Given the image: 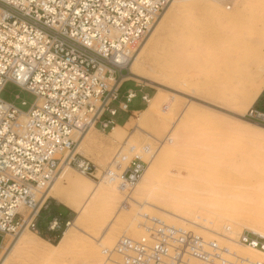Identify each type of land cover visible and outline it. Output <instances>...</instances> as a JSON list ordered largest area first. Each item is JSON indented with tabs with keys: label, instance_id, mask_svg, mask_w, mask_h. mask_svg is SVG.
Returning <instances> with one entry per match:
<instances>
[{
	"label": "built area",
	"instance_id": "obj_1",
	"mask_svg": "<svg viewBox=\"0 0 264 264\" xmlns=\"http://www.w3.org/2000/svg\"><path fill=\"white\" fill-rule=\"evenodd\" d=\"M170 1L0 0V250L26 229L39 232L62 163L116 185L125 199L132 194L151 146L125 143L103 167L77 152V136L113 129L119 110L129 112L137 92L121 90L130 63ZM9 83L36 95L27 111L4 99ZM150 97L143 92L147 104ZM247 117L264 125V110L252 106ZM143 218V234L120 235L104 255L121 264H264L190 228ZM60 227L57 217L49 223ZM226 228L221 235L232 239ZM236 240L264 251V236L248 229Z\"/></svg>",
	"mask_w": 264,
	"mask_h": 264
},
{
	"label": "bare ground",
	"instance_id": "obj_2",
	"mask_svg": "<svg viewBox=\"0 0 264 264\" xmlns=\"http://www.w3.org/2000/svg\"><path fill=\"white\" fill-rule=\"evenodd\" d=\"M191 1L193 0H174L172 2L169 9L166 11L164 16L161 18L159 24L156 26V28H154L151 36L146 41L143 48L140 50L136 58H134V60H132V62L130 63V66H129L130 74L128 75L130 76V78L135 79L137 81H142V79H148L150 82H153V83L157 82V80H154L150 76L146 77L144 76V73H142L141 64L143 63L145 59V54L151 48V45L154 44V42L156 41L157 33L159 32V30L161 29V27L164 25V23L167 20L169 21L172 17L177 16V19L180 20V23H183L184 25L186 24L182 21H185L187 18H189V16L192 13L191 11H194V9L190 8L189 11L187 10V13L184 11L186 14H180L177 12V7L179 8V5L182 3L191 4ZM207 1L214 3L216 5L217 7L216 16L219 19L221 20L223 19V21H225L224 23H227V26L231 23L230 27L228 28L230 31L225 36V41L230 42L228 46L229 49L227 47L226 51L225 49H223V50L217 51L216 53H214V55L213 54L211 55L216 58L217 62L223 61V64H225L224 67L226 68V70L228 69L227 71H229V74H228L229 76L226 77V80H223L218 85L219 87L223 88L224 91L225 90L227 91L226 95L224 94L223 99L236 100V101L242 100L241 103L244 107L243 108L244 111L241 112L237 108H232V111L238 114H241V116H243L254 105V103L256 102V100L258 99V97L261 95V93L264 90V0L249 1L251 2L250 5L244 2L243 6L246 8L248 7V10L246 11V8H245V11L242 9V10H236L233 13H229L227 11L225 0H207ZM178 10H181V9H178ZM197 26L198 25L196 24V27ZM177 27L180 28V26H177ZM185 29L186 28L182 27L181 30H179L177 37L182 38V40L181 38H179V40L184 41V39L186 38L187 39L191 38V39H194V41H197L195 39H198V38H196L195 34L190 33L191 31L189 32L188 28L186 30ZM182 30H185V31H182ZM201 39H198V40H201ZM202 41L203 40H201V42ZM193 43L194 44L192 48L183 51L182 54H184L187 58L189 59L191 58L196 61L203 62V61L208 60L207 56L209 55V53L206 52V54H203V52L201 51L202 48L203 49L205 48L204 47L201 48V45L197 44L199 42H193ZM205 47H206V44H205ZM180 58H181L180 54H177V59H179V61H180ZM181 64L179 62V65ZM180 92L183 94L186 93L184 90H179L178 93ZM221 92L222 91H220V94H222ZM178 93L170 92L162 87H158V91L149 100L148 105L145 108L141 109L140 111H134V112L140 113L139 119L136 124L137 130H139L140 132H144L146 133V135H150L155 140H157L158 148L155 154H154L152 147H151L150 153H146L147 151L142 152L144 158L148 161V166L145 170V173L142 179L138 182L137 186L133 190L132 195H130L126 199L122 198L123 195L122 193H120L116 185L107 183V182H95L91 177L82 174L75 167L70 166L66 163H62L59 168L58 174L54 178L48 190V196L54 197L55 199H57V201L59 200L60 202L66 204L68 207H70L71 209L77 212V216L75 217L73 221L70 222L69 227H67L64 230V233L62 234V236L60 237V240L57 243L48 242L40 235L32 231H27V229L21 232L18 236L14 238L6 239L5 243L3 244L2 249L0 250V264H63L64 262L67 261V259L66 261H64L65 256L67 254H71L72 256L73 254L74 256L82 255V257L84 258L86 257L87 260L85 258V261L83 263L81 262L82 264H121L120 259L116 254H113L110 257L106 256L103 253V249L107 247L111 249L113 247L115 243L113 241V238H114L113 236L116 235V233H119L118 231L120 230L119 226L121 222L123 221L126 222V220L128 219L130 220V218L131 220L132 219L134 220L137 217L139 218L140 216L143 219V215L145 213H148L151 216L155 215L157 217L165 219L167 222L170 221L169 220L170 218H175L174 216H178L183 221H185L184 223L194 225L197 229L202 231L201 232L202 234H201L200 231L197 232L194 230L196 233H199L200 235H203L204 232H206L207 234L209 233L211 236L207 238L217 239L221 243L224 242L223 244L229 245L233 250H237L243 255L249 256L253 259L264 261V251H261L259 249H251L237 242L236 240L237 236L241 232H243L244 229H239L237 227L232 226L237 223L236 222L237 219L239 222L238 217H240L241 211H242L240 205L241 206L243 205L242 207L243 210H245L244 205L245 207L247 205V203L238 204L236 200L238 199L240 200V197H241L242 200L244 201L247 200L246 202H248V198L246 199L247 194L246 195L244 194L245 197L244 195H242L244 197L243 199L241 196L243 192L239 196L238 193L240 192L238 191L237 192L238 195H234L235 193L233 194L230 193V195L227 198H225L223 197L224 193L222 195L221 194L222 192H221V193H217L214 196V198H206L210 200L212 199L210 202L204 199L203 196L201 195H200V200H199L198 193L196 192L192 193L191 191V194H190V192L188 191L189 189H188L185 191L186 193L188 191V193L186 194V198L184 199L176 198L173 201L175 208L179 210H184L185 214H182V215H178L174 213L173 210L175 208H172L173 210H171L170 208L162 209L158 207L157 205L152 204L150 201H147V199L142 200V194L139 192L144 191L146 189L148 190V187H150L152 181L156 179L154 178L155 176L161 178L163 175H165L166 170H167V163L168 161H170L169 160L170 157L172 155H175L177 157V153H179V149L181 148L180 146L181 141L179 140L181 132L178 131L179 128L182 129L186 123L187 124L188 123L203 124L206 126H210V128L212 127L213 128L212 130H215V131L219 130L221 126L224 127L222 124V122L224 123V119L222 118V116L214 112H211L210 110L202 108L201 106H196L192 104L190 100H188L184 104L179 115L177 116L171 115L172 113L175 114L176 110H178V107L176 103H174V100L177 98L179 99L180 96L183 97L182 95H180L181 93L180 94ZM221 97H220V100L222 99ZM160 111H166V117L165 115H162L160 117L161 121L159 120V123H157L159 127H157L156 133H159L160 135L161 134L160 130L166 127L167 133L165 134V139H168L167 141H169L171 146H166L165 143L160 142L162 140L159 139L160 137H158V135L151 134L144 129V126L150 121V119H152ZM168 115H171V116H168ZM168 117L169 118L171 117V118L169 119ZM130 124H131L130 122H126L125 124L117 123L112 130L110 129L111 130L109 134L110 142L107 145L103 144V146L98 144V141L96 140L93 134H90V132L94 130V128H91L89 131L82 134L80 137L77 136V140H78V144L76 147L77 152L85 155L87 152L93 151L94 152L93 156L95 157L97 164L105 167L111 161L116 151L115 149L118 148V146L120 145L123 146L125 143H127L130 140V138H132L131 133L127 130ZM234 124L239 125V126H236L237 129L231 128L232 132L235 133L234 136H236V133H238L239 137L242 136L245 139L248 138V140L252 139V142L254 141L258 145L264 144V126L263 125L257 122L252 123L251 121L243 119V118H237ZM180 125L182 127H178ZM191 127L189 126V128ZM224 129L226 128H223V130ZM231 130L229 129L228 134L231 133L230 132ZM199 132H197V134ZM206 134L207 133H205V135ZM215 138L216 137H214V139ZM99 143L101 142L99 141ZM209 147L207 151H210L211 148ZM230 147L231 146H229V148ZM162 149H165L163 153H161ZM228 149L226 153L224 152L222 153L225 155V157L227 154H229L230 149L229 150ZM237 150L235 152H237ZM210 152H212L210 153V156H211V154H213V151L211 150ZM202 155H203V151H202ZM176 157L174 158L176 159ZM204 157H205V154H204ZM228 158H229V155H228ZM190 162L193 164L192 160ZM197 164L199 167L198 162ZM193 166L195 167V164ZM190 170L192 171L194 170L195 172V169L190 168ZM212 170H214L213 167H212ZM217 170L218 169L216 168V172ZM192 171H191V174H192ZM63 183L67 184L66 186L67 188H62ZM208 184L210 185V183ZM210 191H207V192L210 194ZM211 194H213V192ZM220 194L222 195L221 197H220ZM252 194L253 193H251V195ZM256 195L259 196V193H257ZM256 195H253V197H256ZM218 196L220 199L218 198ZM201 198H203L205 201H203V199ZM251 198L249 199L251 200ZM263 199H258L256 197V200L260 201L261 203L263 202ZM117 200L119 202H122V204L119 207L116 214L112 217V219L109 222L106 220L107 222L105 226L101 227V229L97 228L98 229L97 232L95 229V232H94L91 228L93 227V225H96V223L98 222L100 223L101 217L104 220L103 216L105 214L103 215V213L104 211H106L105 209L109 207L107 204H112L111 202L114 203L115 201L117 202ZM125 203L127 204L125 205ZM99 204L101 205V208L103 207L102 212H97V214H93V213H96V211L94 212L92 210L93 206L94 205L98 206ZM202 206H205L208 208H204ZM135 207H137V209ZM239 207L240 209H237ZM154 209L159 210L158 213L160 214L155 212ZM234 209L235 210L237 209V211H240V210L241 211L240 213H237V211H235ZM260 209L262 210V208ZM245 211L243 212V216H244ZM246 213L248 214L247 211ZM90 214L94 215L93 220L89 218L92 222L90 221L91 223L88 224L85 229L81 226V223H83L82 221H84V219L85 220L87 219L88 221V216ZM91 215L90 217L92 218ZM192 215H194L195 217L197 216V218L194 217L195 219H197L195 222L193 221ZM222 215H225V217L227 216L226 222L229 225L224 224L223 228L220 230V224L218 223L225 222L224 221L225 219L222 218L224 216ZM245 220H247V218L244 219V221ZM144 222L145 221L143 222L138 221L136 223L128 224V226L127 225L125 226L126 229L124 232H128L131 236H136V235L139 236L143 234L144 232L143 227H142ZM240 222H241V219H240ZM125 224L126 223H124V225ZM227 226H229L231 229L230 232H228V234L232 239L226 238L223 235H221L222 233H226ZM248 230L254 233H257L261 236H264V233L257 232L251 229H248ZM207 234L203 236L206 237Z\"/></svg>",
	"mask_w": 264,
	"mask_h": 264
},
{
	"label": "rangeland",
	"instance_id": "obj_3",
	"mask_svg": "<svg viewBox=\"0 0 264 264\" xmlns=\"http://www.w3.org/2000/svg\"><path fill=\"white\" fill-rule=\"evenodd\" d=\"M173 1L174 0H171L169 2L165 10L163 11L162 15L160 16L158 21L153 26V29H151V31L149 32V34L147 35L143 43L140 45L134 58H136L140 50L143 48L146 41L151 36L154 28H156V26L159 24L161 18L164 16L166 11L169 9ZM225 1H226L225 5L227 6V11L229 13H233L236 10L243 9L245 11L246 7L243 6V3L246 2L247 4L250 5L251 2L249 1H253V0H225ZM190 8H193L194 11H191L192 13L189 16V18L186 19L187 21L186 20L182 21L186 24L184 25L183 23H180V20L177 19V16H174L175 19L174 17H172L173 19L171 18L169 21L167 20L164 23V25L161 27L159 32L157 33L156 41L154 42V44L151 45V48L145 54V59L143 63L141 64L142 73H144V76L146 77H149V76L152 77L154 80H157V82L153 83V82H150L148 79H142V81L130 79L129 81L125 82L124 85L122 86L121 93L124 94L127 92L129 88H132L137 92V96L130 103L129 112L119 110L117 116H115V120L119 124H125L126 122L131 123L130 126L127 128V130L131 133L132 138H130V140L127 142V145L134 144V143L138 145L147 144L152 147L154 154H155L158 148L157 140H155L150 135H146V133L140 132L139 130H137L136 124L139 119L140 113L133 112V111L134 110L140 111L141 109L145 108L148 105L145 101L142 100L143 92L150 93L151 95V97L149 98L150 100L153 97V95L158 91V87H162L170 92L178 93L179 90H184L186 92L184 94L181 92H180L181 94L178 93L182 95L183 97L180 96L179 99L177 98L174 100V103H176L178 110H176L175 114L170 113L171 115H174V116L179 115L184 104L188 100H190L192 104L196 106H201L202 108H205L207 110H210L211 112H214L222 116V118L224 119V123L222 122L224 127L221 126L219 130H216L217 132L215 130H212L213 128L212 127L210 128V126H206L203 124H197V123H188L189 125L186 123L182 129L179 128L178 131L181 132L180 133L181 135L179 137V140L181 141L180 143L181 148L179 149V153H177V157L175 155L171 156L172 159L170 157L169 159L170 161H168L167 163L166 174L162 176L164 178H162L161 176H160L161 178L155 176L154 178L156 179L152 181L150 187H148V190L146 189L139 193L142 194V200L147 199V201H150L152 204L157 205L158 207L162 209L170 208L171 210H173L172 208H175V205L173 203L174 199L186 198V194L188 193V191L190 192V194H191V191L192 193L193 192L198 193L199 200H200V195L203 196L204 199L214 198V196L217 193L222 192L221 193L222 195L224 193L223 197L227 198L230 195V193L231 194L235 193L234 195L239 194L240 196V194L243 192L241 196L244 194L245 195L247 194L246 199L248 198V202H246L247 201L246 199H245L246 201L242 200L241 197H240V200L239 199L238 200L235 199V200L236 202H238V204L247 203L246 207L244 205V208L248 212V214L246 213L245 210L242 209L243 205L242 206L240 205L242 211L240 210L241 211L240 217L237 216L239 218V222L237 219L236 220L237 223L232 226L237 227L239 229H245V230L251 229L257 232L264 233V199H263L264 197V144L258 145L254 141L252 142V139H249L251 140L249 141L248 138L245 139L242 136L239 137L238 133H236V136H234L235 133L232 132L231 128L235 129L236 126H239L238 124H234L237 118H243L249 121L251 120L248 119L247 113L241 116V114H238L232 111V108H237L241 112L244 111L243 109L244 107L241 103L242 100L236 101V100L223 99V96L224 94L226 95L227 91L225 90L226 91L225 92L224 89L219 87L218 85L223 80H226V77L229 76L228 75L229 71H227L228 69L226 70V68L224 67L225 64H223V61L217 62L216 58L211 55V54L214 55V53H216L217 51L223 50V49H225L226 51L230 42L225 41V36L230 31L228 28L230 27L231 23L227 26V23H224L225 21H223V19L222 20L219 19L216 16V12H217L216 5L214 3L208 2L207 0H193L191 1V4L182 3L179 5V8L177 7V12L180 14H186L187 10L189 11ZM178 9H181V10H178ZM247 10H248V7L246 8V11ZM196 24L198 25L197 27H196ZM177 26H180V28ZM181 26L186 29L188 28L189 32L191 31L190 33H194L196 38L198 39L202 38L201 40L203 41L201 42V40H198V39H195L197 41H194V39H191V38H188L189 40L186 38L184 39V41H180L179 38L181 37H177V34L179 33V30H181L182 28ZM185 30H182V31H185ZM177 38L179 41L177 40ZM193 42H199L197 44L198 45L200 44L201 48L202 47L205 48V49L202 48L201 51L203 52V54H206V52L209 53V55L207 54L208 56L206 55L208 60L203 61V62L196 61L191 58L189 59L184 54H182L183 51L192 48L194 44ZM205 44H206V47H205ZM177 54H180L181 56L180 61L179 59H177ZM179 62L180 64L181 63L182 64L179 65ZM177 64L179 67L177 66ZM123 74H127V71L124 70ZM138 83L140 85H137ZM220 91H222L221 92L222 94H220ZM16 95H19V97L17 98ZM218 96H220L222 99L220 100V97ZM3 97L4 99H6L9 102L14 103L16 106H18L20 109L24 111H27L36 99V95H34L32 92L26 89H23L22 87L14 83L7 84L4 90ZM22 101H26V103L22 104ZM257 106L255 107L261 108V109L263 108L262 103L257 104ZM162 115H165L166 117V111L158 112V114H156L152 119H150V121L144 126V129L151 134L158 135V137H160L159 139L162 140V141L160 140L158 141L165 143L166 146H171L169 141H167L168 139H165V134L167 133L166 127L160 130L161 136L159 135V133H156L157 127H159L157 123H159L160 117ZM171 115H168V116H171ZM251 122L254 123L253 121ZM189 126L192 129L189 128ZM178 127H182V126L180 125ZM223 128H226V129L223 130ZM229 129L231 130L230 134H228ZM111 130H107L104 132L99 128H94V130H92L90 134H93L96 140L98 141V144L103 146V144L107 145L110 142L109 134ZM197 132L199 133L197 134ZM205 133H207L206 134L207 136L205 135ZM214 137L216 138L214 139ZM99 141L102 144L99 143ZM120 146H118V148ZM229 146L231 147L229 148ZM208 147L211 148L210 151L211 150L213 151V154H211V156H210V153L212 152L207 151ZM118 148H116L115 150L117 151ZM228 148L232 150L230 151ZM221 149H223L224 151ZM227 149L229 150V154H227L225 157V155L222 153L223 152L226 153ZM236 150L237 152H235ZM164 151L165 149H162L161 153H163ZM202 151H203V155H202ZM93 153H94L93 151H89L84 156L94 161L95 157L93 156ZM204 154H205V157H204ZM228 155H229V158H228ZM174 157H176V159ZM191 160L193 164L190 162ZM94 162H96V159ZM197 162L199 163V167H198ZM219 162L220 163L222 162V163L220 164ZM190 163L192 166L195 164V167L194 166L192 167ZM212 167L214 170H212ZM190 168L195 169V172L194 170L193 171L190 170ZM210 168L212 171L210 170ZM216 168L218 169L217 172H216ZM191 171H192V174H191ZM232 180L234 181V183ZM208 183H210V185ZM66 186H67L66 183L62 184V188H67ZM186 190H188L187 193L185 192ZM207 191H210V194ZM238 191L240 193L237 194ZM212 192L213 194H211ZM251 193L253 194L251 195ZM257 193H259V196L256 195ZM221 194H220V197L222 196ZM250 195L251 197H253V195H256L258 199H263V202L261 203L260 201H257L256 197L251 198ZM244 197L242 196L243 199ZM49 198L51 199L52 197L49 196ZM249 198H251L252 201ZM204 199L203 201H205ZM206 200L211 202L212 199L211 200L206 199ZM252 202L253 203L255 202V203L253 204ZM111 203L112 204H107L109 207L105 209L106 211H104L103 213V215L104 214L105 215L104 216L102 215L105 221L101 217L100 223L99 222L96 223V225H93V227L91 228L94 232H95V229L97 232L98 230L97 228L101 229V227L105 226L106 222L107 221L109 222L112 219V217L116 214V212L118 211L119 207L122 204V202H119L118 200L117 202L115 201L114 203L113 202ZM98 206L96 205L93 206L92 210L94 212L96 211V213H93V214H97V212H102L103 207L101 208L100 204ZM202 207L208 208L205 206H202ZM240 207L237 209H240ZM135 208L137 209V207ZM260 208H262V210ZM237 209L236 210L234 209V210L237 211ZM154 211L157 213L159 212V210L157 209H154ZM173 211L174 213L178 215L185 214L184 210H179L177 208H175ZM240 211H237V213H240ZM244 211L245 213L243 216ZM253 211L254 212L257 211V212L254 213ZM43 212H44V209L41 211L42 215H44ZM90 215L88 216L89 222L87 221V219L86 220L84 219V221H82L83 223H81V226L85 229H86V226L92 222L91 220H93L94 215H91L92 218L90 217ZM194 215H192V218H193V221L195 222L197 220L195 219L197 218V216L195 217ZM76 216H77V212L75 211L71 221H73ZM222 216H224L222 218L225 219L224 220L225 222L218 223L220 224V230L223 228L224 224L229 225L226 222L227 216L226 217L225 215H222ZM174 217L176 219L170 218L169 219L170 221L168 222L174 225L188 227L197 232L200 231L194 225L184 223L185 221H183L180 217L178 216H174ZM242 217L244 219L247 218L248 221L247 220L244 221ZM240 219H241V222H240ZM132 220L130 218V220L128 219L126 220V222L123 221L120 223V226H119L120 230L118 231L119 233H116V235L113 236L114 242L116 241L115 239H117L120 235H123V234L130 235L128 232H124L126 229L125 227L126 225L128 226V224L136 223L138 221H142V222L145 221L144 218L142 219L141 216L139 218L137 217L133 221ZM124 223L126 224L124 225ZM65 229L66 227H63L57 233L50 234V235L43 233L47 235L46 238H44L40 232H36L30 229H27V231H32L40 235L41 237H43L46 241L53 243L54 241L58 239L60 240V237H58V234L62 232L64 233ZM201 232L202 231H200V233ZM205 233L206 232H204L203 235L207 234ZM209 236L211 235L208 233L206 237H209ZM2 239L3 237L0 234V243L2 242ZM75 256L74 254L73 256L71 254H67L64 260L66 261L67 259V261L64 262L63 264H82L85 261L86 257L84 258L82 257V255H75Z\"/></svg>",
	"mask_w": 264,
	"mask_h": 264
},
{
	"label": "crops",
	"instance_id": "obj_4",
	"mask_svg": "<svg viewBox=\"0 0 264 264\" xmlns=\"http://www.w3.org/2000/svg\"><path fill=\"white\" fill-rule=\"evenodd\" d=\"M262 103L263 108H259L261 110H264V91L261 93V95L258 97L256 102L254 103V106H257V104ZM258 107V106H257ZM136 111V110H134ZM75 211L68 207L66 204L60 202L59 200L52 197L51 199L48 198V205L46 208H44V212L41 214V222L39 226V232L40 233H46V234H55L59 230H61L65 226V223L67 221H71ZM59 218L61 221V227L59 229L51 230L49 228V223L54 218Z\"/></svg>",
	"mask_w": 264,
	"mask_h": 264
},
{
	"label": "trees",
	"instance_id": "obj_5",
	"mask_svg": "<svg viewBox=\"0 0 264 264\" xmlns=\"http://www.w3.org/2000/svg\"><path fill=\"white\" fill-rule=\"evenodd\" d=\"M62 234H63V232H62V233H60V234H58V237H61V236H62ZM41 235H42L44 238H46V237H47V235H45V234H43V233H41ZM58 240H59V239H58ZM58 240L54 241L53 243H57V242H58Z\"/></svg>",
	"mask_w": 264,
	"mask_h": 264
}]
</instances>
